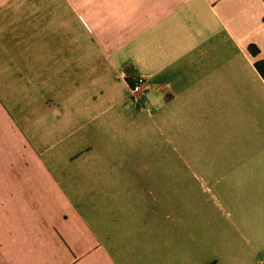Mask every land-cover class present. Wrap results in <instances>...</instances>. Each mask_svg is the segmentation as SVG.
I'll use <instances>...</instances> for the list:
<instances>
[{
	"label": "crops",
	"instance_id": "0c3cea01",
	"mask_svg": "<svg viewBox=\"0 0 264 264\" xmlns=\"http://www.w3.org/2000/svg\"><path fill=\"white\" fill-rule=\"evenodd\" d=\"M258 59L264 0H0V264H264ZM221 104L210 178L145 176Z\"/></svg>",
	"mask_w": 264,
	"mask_h": 264
},
{
	"label": "rangeland",
	"instance_id": "374dc122",
	"mask_svg": "<svg viewBox=\"0 0 264 264\" xmlns=\"http://www.w3.org/2000/svg\"><path fill=\"white\" fill-rule=\"evenodd\" d=\"M220 98H222V100H227L226 95H221ZM199 108L201 109V113L197 117H189L190 121L188 123L187 137L180 136L178 128L179 123H176L177 125L173 130L171 145H169L168 139H165L163 136L159 138L158 141L160 143V150L159 148H157L155 154H141L140 156L135 157L136 159L140 158V160L152 163H177L175 166H172L171 169H155L149 171H142L145 176L171 179L211 177L210 175H208V171L188 169L180 163L186 161H196V151H198L203 146L213 145L212 122L216 119V117L220 121V132L227 130L228 106L227 104H221L219 106L214 107L202 106ZM183 134H185V132H183ZM215 140L216 139H214V141ZM220 140H226V138H220Z\"/></svg>",
	"mask_w": 264,
	"mask_h": 264
},
{
	"label": "trees",
	"instance_id": "16d2710c",
	"mask_svg": "<svg viewBox=\"0 0 264 264\" xmlns=\"http://www.w3.org/2000/svg\"><path fill=\"white\" fill-rule=\"evenodd\" d=\"M250 50L254 55H257L260 51L259 47L256 44H251L250 45ZM256 67L258 68V70L260 71V73L263 75L264 77V59H258L255 62ZM135 82V80H131L130 83L133 84Z\"/></svg>",
	"mask_w": 264,
	"mask_h": 264
},
{
	"label": "built area",
	"instance_id": "2783aa9c",
	"mask_svg": "<svg viewBox=\"0 0 264 264\" xmlns=\"http://www.w3.org/2000/svg\"><path fill=\"white\" fill-rule=\"evenodd\" d=\"M143 83H144V78L139 77L138 79L135 80L133 84H131V90L134 93H138L143 89Z\"/></svg>",
	"mask_w": 264,
	"mask_h": 264
}]
</instances>
